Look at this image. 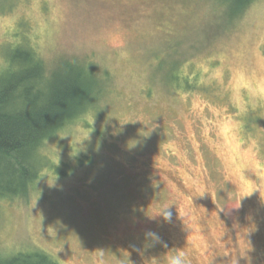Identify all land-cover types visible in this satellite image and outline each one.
Returning <instances> with one entry per match:
<instances>
[{
  "label": "rangeland",
  "instance_id": "rangeland-1",
  "mask_svg": "<svg viewBox=\"0 0 264 264\" xmlns=\"http://www.w3.org/2000/svg\"><path fill=\"white\" fill-rule=\"evenodd\" d=\"M20 41L57 63L92 59L111 81L87 122L43 148L67 172L0 202V256L264 264V0L233 21L217 0H0V79ZM174 63L193 89L167 85Z\"/></svg>",
  "mask_w": 264,
  "mask_h": 264
},
{
  "label": "trees",
  "instance_id": "trees-1",
  "mask_svg": "<svg viewBox=\"0 0 264 264\" xmlns=\"http://www.w3.org/2000/svg\"><path fill=\"white\" fill-rule=\"evenodd\" d=\"M254 1L217 0L229 21L241 17ZM27 45L20 41L6 49L7 65L0 79V202L29 199L47 169L67 172L69 164L50 163L43 148L75 122H87L84 115H94L111 81L105 73L106 90L97 79L99 64L92 59L62 56L57 63L55 56L48 60ZM157 65L164 68L163 59ZM166 73L167 85L194 88L192 77L178 74V63L167 65ZM87 158L79 163H91ZM58 166L66 171H58ZM0 264L59 263L45 253L26 250L1 255Z\"/></svg>",
  "mask_w": 264,
  "mask_h": 264
},
{
  "label": "clouds",
  "instance_id": "clouds-1",
  "mask_svg": "<svg viewBox=\"0 0 264 264\" xmlns=\"http://www.w3.org/2000/svg\"><path fill=\"white\" fill-rule=\"evenodd\" d=\"M121 55H126V53H121ZM261 91L264 92V90H261ZM223 131L225 133H228L230 131V127L228 124H225L223 126ZM168 208L169 207L162 209L160 213V215H162L165 220L170 219L171 217L170 212L164 211L165 209H168ZM148 235L152 237L154 240L158 239L154 233H148ZM167 264H187L186 253L183 251H180V252H176L175 254L170 255L169 257H167Z\"/></svg>",
  "mask_w": 264,
  "mask_h": 264
}]
</instances>
